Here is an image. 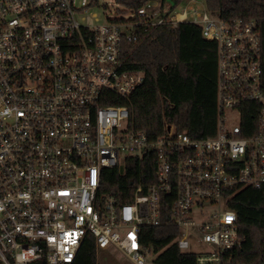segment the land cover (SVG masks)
<instances>
[{
	"label": "built area",
	"instance_id": "1",
	"mask_svg": "<svg viewBox=\"0 0 264 264\" xmlns=\"http://www.w3.org/2000/svg\"><path fill=\"white\" fill-rule=\"evenodd\" d=\"M150 2L100 24L87 11L97 0H0V264H73L89 235L97 250L159 264L141 230L163 224L165 202L167 222L180 229L174 242L196 264H227V251L242 245L230 199L264 184L258 24L221 18L199 0L150 14ZM165 21L198 24L216 43L211 136L166 123L152 139L129 106L106 103L129 98L146 78L126 66L125 43ZM152 156L155 180L132 181V200L101 191L105 168Z\"/></svg>",
	"mask_w": 264,
	"mask_h": 264
},
{
	"label": "trees",
	"instance_id": "2",
	"mask_svg": "<svg viewBox=\"0 0 264 264\" xmlns=\"http://www.w3.org/2000/svg\"><path fill=\"white\" fill-rule=\"evenodd\" d=\"M133 13L150 0H118ZM170 10L184 0H160ZM206 7L221 18L256 20L261 38V60L264 87V0H205ZM126 66L145 72L144 83L125 99L106 103L131 108L135 126L145 130L152 139L165 132L166 123L192 137L215 133L217 104V46L206 39L201 26L181 22L173 26L165 21L152 26L136 43L124 46ZM102 190L118 196L120 202L132 200V181L152 183L156 175L154 157L143 161L132 159L126 166L105 168ZM131 189V190H130ZM170 204L164 203V222L160 226H144L141 242L157 254L159 264H196V254L183 251L174 242L180 229L169 224ZM229 207L236 211L243 242L227 251V264H264V184L238 190ZM73 264H99L94 236L89 235Z\"/></svg>",
	"mask_w": 264,
	"mask_h": 264
},
{
	"label": "rangeland",
	"instance_id": "3",
	"mask_svg": "<svg viewBox=\"0 0 264 264\" xmlns=\"http://www.w3.org/2000/svg\"><path fill=\"white\" fill-rule=\"evenodd\" d=\"M98 3L94 5H89L88 12L91 15L92 13L96 14L99 19L100 24H105L112 19H128L133 15V10L129 7L119 2L118 0H97ZM186 0H184L176 9L177 11H182L183 6L185 5ZM200 5H206L205 0H199ZM153 4H157V7H154ZM170 4L166 3L165 8H169ZM147 12L152 14L155 11L161 10V1L160 0H151V2L146 6ZM159 16H156V19H159ZM98 263L99 264H134L128 257L122 253H116L115 251L109 249H99L98 250Z\"/></svg>",
	"mask_w": 264,
	"mask_h": 264
}]
</instances>
